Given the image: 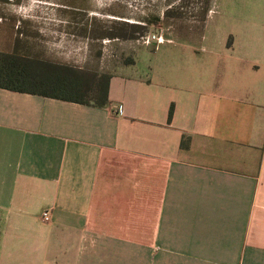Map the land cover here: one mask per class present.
I'll list each match as a JSON object with an SVG mask.
<instances>
[{"label":"crops","instance_id":"obj_1","mask_svg":"<svg viewBox=\"0 0 264 264\" xmlns=\"http://www.w3.org/2000/svg\"><path fill=\"white\" fill-rule=\"evenodd\" d=\"M232 3L101 103L0 88V264H264V14Z\"/></svg>","mask_w":264,"mask_h":264},{"label":"rangeland","instance_id":"obj_2","mask_svg":"<svg viewBox=\"0 0 264 264\" xmlns=\"http://www.w3.org/2000/svg\"><path fill=\"white\" fill-rule=\"evenodd\" d=\"M230 1L242 0H0V6L5 36L22 38L23 56L34 60L22 65L33 81L27 84L88 102L102 96L120 65L152 46L147 38L183 31L214 4L221 11ZM248 5L251 14H264V0Z\"/></svg>","mask_w":264,"mask_h":264},{"label":"trees","instance_id":"obj_3","mask_svg":"<svg viewBox=\"0 0 264 264\" xmlns=\"http://www.w3.org/2000/svg\"><path fill=\"white\" fill-rule=\"evenodd\" d=\"M28 62H34L29 57L24 56H17L14 54H4L0 53V88L7 89L14 92H22V93H30L35 95H41L44 97H51L66 101H73L78 102L81 104H88L87 101L81 99L78 96H68L65 93H61L59 91H49L47 89H43L41 87H37L33 85L34 87H31L32 85H28L27 82H33L30 80L31 78L27 76V73L24 69H22L23 63ZM55 68V66H52ZM110 77L108 78L104 92L102 94V98H96L94 97L91 101L95 103H101L103 100H107V91H108V84H109ZM77 84L76 86H78ZM76 86L73 87V89H76L79 93L80 91L76 88ZM80 94V93H79ZM173 108L170 109L169 112V121H171L173 117ZM185 140V139H184ZM183 140L182 147H188L187 143Z\"/></svg>","mask_w":264,"mask_h":264},{"label":"built area","instance_id":"obj_4","mask_svg":"<svg viewBox=\"0 0 264 264\" xmlns=\"http://www.w3.org/2000/svg\"><path fill=\"white\" fill-rule=\"evenodd\" d=\"M153 42L160 43L161 42V37L157 36V35H153L151 38H147L146 41H145V43H147V44H151ZM48 218H49V213L45 212L43 214V219L48 221Z\"/></svg>","mask_w":264,"mask_h":264}]
</instances>
